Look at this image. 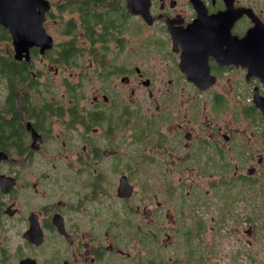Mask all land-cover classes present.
I'll use <instances>...</instances> for the list:
<instances>
[{
	"label": "flooded vegetation",
	"instance_id": "af4514ba",
	"mask_svg": "<svg viewBox=\"0 0 264 264\" xmlns=\"http://www.w3.org/2000/svg\"><path fill=\"white\" fill-rule=\"evenodd\" d=\"M46 1L0 264H264V0Z\"/></svg>",
	"mask_w": 264,
	"mask_h": 264
},
{
	"label": "water",
	"instance_id": "95a60500",
	"mask_svg": "<svg viewBox=\"0 0 264 264\" xmlns=\"http://www.w3.org/2000/svg\"><path fill=\"white\" fill-rule=\"evenodd\" d=\"M37 5L40 7L38 11ZM48 6L46 0H0V25L7 28L12 35L15 59L30 61V48L34 45L42 47L40 53L52 46L53 38L47 34L43 24ZM27 127L32 130L33 139L36 141L39 134L30 122ZM7 156L5 151L0 150V158Z\"/></svg>",
	"mask_w": 264,
	"mask_h": 264
},
{
	"label": "trees",
	"instance_id": "16d2710c",
	"mask_svg": "<svg viewBox=\"0 0 264 264\" xmlns=\"http://www.w3.org/2000/svg\"><path fill=\"white\" fill-rule=\"evenodd\" d=\"M3 39L7 40L9 37L7 30L0 25V40ZM9 50L8 54H3L0 49V78L5 79L8 91L21 90L28 82H31L30 90H39L37 78H32L33 73L36 77L40 76V69L36 66L34 59H32L31 62H26L27 60H15L12 56L11 48ZM32 55H35L37 59L39 58L38 52L36 51L33 52ZM65 57L68 59L72 58L71 51L67 52L64 58ZM33 69H35V72ZM0 113H2V111ZM1 117L2 115L0 114V143H3V138L6 136V126H11L13 124L11 121L16 118L14 116L10 120H6ZM11 133L14 134V131L9 134L11 135Z\"/></svg>",
	"mask_w": 264,
	"mask_h": 264
},
{
	"label": "rangeland",
	"instance_id": "374dc122",
	"mask_svg": "<svg viewBox=\"0 0 264 264\" xmlns=\"http://www.w3.org/2000/svg\"><path fill=\"white\" fill-rule=\"evenodd\" d=\"M59 39H60V37H59ZM5 46H6V43H3L2 47H0L1 52L3 54H7L8 47H5ZM36 66L41 70V61L39 59L36 61ZM58 79H60V76L58 77ZM38 84H39V90H41V77L38 81ZM7 91H8V87H7V83H6L5 79L0 78V112L5 111L8 107ZM2 108H3V110H2Z\"/></svg>",
	"mask_w": 264,
	"mask_h": 264
}]
</instances>
